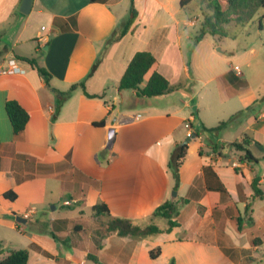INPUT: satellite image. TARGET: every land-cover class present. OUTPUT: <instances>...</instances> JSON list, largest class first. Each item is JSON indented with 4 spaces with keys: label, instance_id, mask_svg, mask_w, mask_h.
<instances>
[{
    "label": "crops",
    "instance_id": "0c3cea01",
    "mask_svg": "<svg viewBox=\"0 0 264 264\" xmlns=\"http://www.w3.org/2000/svg\"><path fill=\"white\" fill-rule=\"evenodd\" d=\"M132 2L33 0L30 12L23 14V0H0V70L12 59L22 70L0 73V247L8 231L21 232L17 216L58 239L70 230L82 231L77 222L98 225L103 216L166 229L168 222L160 227L161 217L153 214L166 201H174L180 227L142 239L112 233L95 249L99 263L169 264L173 259L175 264H263L264 240L252 246L251 237L254 231L264 237V220L259 222L253 209L252 223L245 215L253 195L251 183L259 179L264 192V174L261 179L247 177L246 171L253 170L247 162H236L241 169L236 171L227 162L231 149L214 150L231 144L220 137L223 131H201L237 114L236 104L245 100L249 85L237 87L228 80L230 72L245 78L234 71L238 65L233 66L218 45L203 64L188 61L186 52L197 59L203 39L187 45L182 41L177 14L167 0H155L158 9L144 20L138 12L131 31L115 39L130 16ZM142 51L156 58L143 86L157 71L177 90L139 98L131 90L119 89L128 64ZM81 83L85 89L77 87L62 99L60 93ZM8 100L18 102L29 114L18 136L6 112ZM262 116L248 125L260 144ZM188 122L193 127L191 138ZM186 140L190 141L175 189L169 160ZM7 192L16 198H5ZM67 195L71 201L63 199ZM100 204L108 207L109 214L94 213L93 207ZM65 207L71 209L68 215L56 214ZM84 207L92 212L88 220L69 215H83ZM237 217L244 219L241 230ZM247 230L251 237L243 240ZM33 244L41 251L32 249ZM29 248L42 256L38 264H83L92 253L76 249L60 259L35 242ZM157 248L160 253L152 259L150 252Z\"/></svg>",
    "mask_w": 264,
    "mask_h": 264
},
{
    "label": "rangeland",
    "instance_id": "374dc122",
    "mask_svg": "<svg viewBox=\"0 0 264 264\" xmlns=\"http://www.w3.org/2000/svg\"><path fill=\"white\" fill-rule=\"evenodd\" d=\"M133 3L139 12L140 20L152 16L158 9V4L155 0H133ZM167 4L177 14L181 39L186 45L188 41L197 43V39L204 34V38L201 40L203 45L197 59L193 60L191 53L186 52V57H188L190 63L203 64L208 58L211 48L214 45H218L217 50L221 47L223 52L228 54L227 57L230 58L233 66L238 65L240 67L241 74L248 82L249 87L245 100L236 104L239 112L233 116V120L227 129L222 130L223 132L221 131L220 137L226 143L235 141L241 143L242 141L237 140L245 136L254 138L255 135L248 129V125L258 119L262 113V118H264V10L252 6L248 10L238 9L232 12L227 6H224V14L219 17L215 15V9L212 7L210 0H192L184 8H180L179 0H167ZM213 30L216 35L211 33ZM223 56L225 55L221 57ZM200 72L203 75L208 73L205 69L200 70ZM222 121L226 122L228 118H223ZM262 139L263 142L261 143L264 146V136H262ZM251 150L254 156L259 159V163L252 164V174L250 169H248L246 175L247 177L253 175V177L261 179L264 174V148L255 147ZM244 154V152H239L232 148L227 156V162H229L230 166L238 168L236 171H239L240 167L237 163L241 162L240 159L244 157ZM63 199L71 201L70 195L65 196ZM73 207L78 209L77 205ZM252 209L255 212L256 219L262 223L264 220V200L254 204ZM70 210L67 207L59 208L56 214L65 217ZM83 211V215L77 212L69 215L79 221H81V216H83V221L88 220L92 214L91 209L84 207ZM250 216V212H247L245 219L250 221ZM103 219L104 221L97 220L98 225L95 221L90 225L84 222L81 224L77 222L76 224L80 225L83 230H70L67 237H62L59 240H55L49 233L36 230L30 221L20 224L21 232L8 231V237L4 241V245L0 247V260L11 249H26L30 256L28 264H38L37 259L42 256L29 248L32 242L39 244L53 256L60 259L65 258L68 254H74L76 249L81 253L92 252L96 255L95 249L112 234L106 229V223L109 222V218L103 216ZM166 224V219L160 218L158 220L160 227H165ZM95 228H98V233L94 232ZM251 233V230H247L243 235V240L250 238ZM262 240H264L262 234L254 231L251 237V245L254 246L261 243ZM262 261L264 264V259ZM51 264H55V262ZM83 264L95 263L85 260Z\"/></svg>",
    "mask_w": 264,
    "mask_h": 264
},
{
    "label": "trees",
    "instance_id": "16d2710c",
    "mask_svg": "<svg viewBox=\"0 0 264 264\" xmlns=\"http://www.w3.org/2000/svg\"><path fill=\"white\" fill-rule=\"evenodd\" d=\"M92 2H106L107 0H91ZM212 7L215 9V15L221 17L224 14L223 7L227 6L232 12L242 9L248 10L250 7L261 8L264 10V0H210ZM192 0H180V6L182 8L188 6ZM138 18V11L136 10L134 3L132 2L130 16L126 23L119 30L118 35L115 39L119 40L124 37L127 33H129L134 26L136 20ZM213 35H216V32L213 30L211 32ZM204 38V34L197 39L196 42H199ZM31 65L37 66V63L34 59L27 60ZM156 64V58L150 53L146 51L137 52L130 63L127 66V69L122 76L119 84L120 90H131L133 91L137 97L139 98H153L161 95L169 94L178 89V86H173L170 82L159 72L153 71L151 76L149 77L147 83L143 86L145 82V78L148 73L153 69ZM39 71L45 75L49 76L45 69L38 68ZM228 80L236 85L237 87H247L248 82L246 79H240L234 75V73L230 72L227 74ZM77 87L84 88V84H76L73 85L70 91L66 93H60L62 99H67L71 92L75 90ZM87 97H95L89 95L85 92ZM6 112L11 121L13 132L15 136L20 135L29 120L28 112L22 108L18 102L14 100H8L5 104ZM55 117V116H54ZM54 119V118H53ZM233 117L230 118L226 122H220L216 127L207 129L202 127L201 131L209 132V133H219L222 130L226 129L230 123L232 122ZM100 125V124H98ZM256 145L259 148H264L262 144L254 140L249 136H245L242 139V142H233L231 144H221L219 147L214 148L215 151L219 150L220 153L224 151H228L232 148L236 149L239 152H244V157H241V162H247L249 164H257L259 159H257L251 151V146ZM188 145L186 143L177 145L174 149L173 153L170 156L169 160V169L172 172V175L176 182L175 189L178 188L180 182V167L183 163V160L187 153ZM259 179L255 178L251 183V187L253 190V195L251 196V202L246 207V212H252V206L254 202L259 200H264V192L261 190L259 186ZM4 197L10 200H14L16 195L13 192H7L4 194ZM94 213L96 215H104L109 214L108 207L104 204L96 205L93 207ZM179 207L174 201H166L162 204L157 210L154 212L155 217H161L167 220L168 227L166 229H161L154 224H150L146 227H140L135 225L132 221L123 218H109V222L106 223V229L108 232L117 233L120 237H132L134 239H142L154 235H159L162 233H170L173 229L180 227V223L178 221L179 217ZM238 228L241 230L244 219L241 217L235 218ZM252 219L250 223H252ZM50 235L55 239L59 240L54 233L50 232ZM32 249L36 251H41V248L37 245L33 244L31 246ZM160 253V249L152 250L150 252V256L152 259H156ZM44 254L49 257V254L44 252ZM88 259L95 264H100L97 257L93 253L88 254ZM29 262V252L26 249L20 250H10L7 254L0 260V264H28ZM169 264H175V260H171Z\"/></svg>",
    "mask_w": 264,
    "mask_h": 264
},
{
    "label": "built area",
    "instance_id": "2783aa9c",
    "mask_svg": "<svg viewBox=\"0 0 264 264\" xmlns=\"http://www.w3.org/2000/svg\"><path fill=\"white\" fill-rule=\"evenodd\" d=\"M234 71L237 72L238 74H241V70L238 66L234 67ZM22 72L21 68L18 66L17 62L15 60H10L9 65L6 69L0 70V73L3 74H12V73H19ZM186 128L188 129V137L191 138L193 137V127L191 125V122H188L186 124ZM69 202H66V205H69Z\"/></svg>",
    "mask_w": 264,
    "mask_h": 264
},
{
    "label": "water",
    "instance_id": "95a60500",
    "mask_svg": "<svg viewBox=\"0 0 264 264\" xmlns=\"http://www.w3.org/2000/svg\"><path fill=\"white\" fill-rule=\"evenodd\" d=\"M32 2H33V0H23L22 7H21V12L23 14H28L30 12V9L32 7ZM189 141L190 140H186L185 143L187 144ZM174 195H176V192ZM15 219L20 224L27 223V219L25 217L17 216Z\"/></svg>",
    "mask_w": 264,
    "mask_h": 264
}]
</instances>
